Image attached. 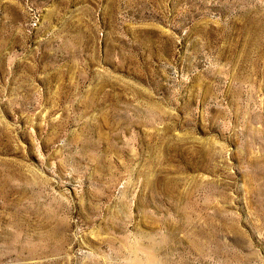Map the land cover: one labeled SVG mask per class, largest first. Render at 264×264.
<instances>
[{
  "label": "rangeland",
  "instance_id": "374dc122",
  "mask_svg": "<svg viewBox=\"0 0 264 264\" xmlns=\"http://www.w3.org/2000/svg\"><path fill=\"white\" fill-rule=\"evenodd\" d=\"M0 264H264V0H0Z\"/></svg>",
  "mask_w": 264,
  "mask_h": 264
},
{
  "label": "bare ground",
  "instance_id": "6f19581e",
  "mask_svg": "<svg viewBox=\"0 0 264 264\" xmlns=\"http://www.w3.org/2000/svg\"><path fill=\"white\" fill-rule=\"evenodd\" d=\"M53 233V232H52Z\"/></svg>",
  "mask_w": 264,
  "mask_h": 264
}]
</instances>
